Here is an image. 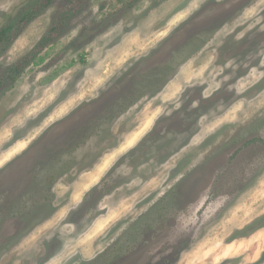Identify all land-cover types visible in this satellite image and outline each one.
I'll use <instances>...</instances> for the list:
<instances>
[{"label": "rangeland", "instance_id": "374dc122", "mask_svg": "<svg viewBox=\"0 0 264 264\" xmlns=\"http://www.w3.org/2000/svg\"><path fill=\"white\" fill-rule=\"evenodd\" d=\"M39 1L0 0V264H110L152 230L139 264H264L260 0Z\"/></svg>", "mask_w": 264, "mask_h": 264}, {"label": "clouds", "instance_id": "9594fccd", "mask_svg": "<svg viewBox=\"0 0 264 264\" xmlns=\"http://www.w3.org/2000/svg\"><path fill=\"white\" fill-rule=\"evenodd\" d=\"M192 7H196V5H192ZM260 11L257 13V18L253 20L252 24L250 27H258V30L261 32H264V0H260V3L256 5ZM78 30H73L71 33L72 36H75L77 34ZM256 57L260 60V65H259V71L257 67H252L249 70V77L252 78L251 82L253 84L259 83L261 80H264V48L258 49L256 52ZM214 58V57H213ZM212 63V60H209V64ZM234 67H239V64L237 63V60L235 58H230L228 59L225 64L216 71V75H220V73L224 69H231ZM229 79L228 75H224L221 82L216 83L214 82L211 84L208 88L202 90L201 92V99L202 100H210L214 94L219 91L222 87V84L224 81H227ZM200 83H203L201 81ZM187 84L185 85V88H187ZM183 89L177 88L175 92H173L167 99V102L170 103L171 107L170 108H159L157 111L162 114V115H167L171 116L174 111L180 110L184 106V98L181 96V92ZM201 100L200 99H193L191 101V104L189 105L190 109H198L200 107ZM219 105V102H217V106ZM259 111V109H258ZM212 114V109H209L208 112L203 113L200 118L199 122L203 123L204 121L208 120ZM254 115V114H252ZM261 115H264V113H261ZM251 118V116H247L246 119ZM264 160V158H261ZM182 178L181 175H178L173 183L178 182Z\"/></svg>", "mask_w": 264, "mask_h": 264}, {"label": "flooded vegetation", "instance_id": "af4514ba", "mask_svg": "<svg viewBox=\"0 0 264 264\" xmlns=\"http://www.w3.org/2000/svg\"><path fill=\"white\" fill-rule=\"evenodd\" d=\"M40 2V1H39ZM39 4V3H38ZM35 9V8H34ZM260 41H262L263 39V36H260ZM257 40V39H256ZM258 45V44H257ZM255 45V46H257ZM244 47L246 48V44L242 45L241 47H239L238 49L242 50L241 48ZM247 52V49L246 51ZM244 52V53H245ZM16 72H13L11 77L12 78H15L16 75H19L17 69H15ZM1 85V83H0ZM129 86V84L127 85V87ZM167 86V85H166ZM134 86L133 85H130V87H128V89L131 91ZM130 93V92H129ZM201 108V107H200ZM206 108V107H205ZM203 111V110H202ZM183 114V113H181ZM178 116V115H176ZM189 116V119L191 118L192 120L194 119V117L196 116V114H191V115H188ZM188 119V118H187ZM188 119V120H189ZM260 145V146H264V136L262 135H250L244 142H243V146L246 147V148H249V147H252V146H255V145ZM238 151V149H237ZM235 152V151H234ZM210 173V170H208L207 166L205 168H200L199 170L195 171L193 176L191 177L192 180L193 179H197L198 176H207L208 174ZM202 181V179H200ZM103 182V181H102ZM101 187H102V184H100ZM105 186V184H103ZM181 197V196H180ZM181 201H182V197L180 198ZM179 199V201H180ZM184 200V199H183ZM197 202L196 200H194L193 204H191L190 206H198L196 205ZM186 220H184V218L182 219L181 216H175L172 218L171 220V230L172 232L178 228V226L182 223H184ZM164 232V230H160V231H155V230H152L148 233H146L143 237V241L141 242V244H138L137 247L133 246L131 248V250H128L126 251L122 256L119 257V259H113L111 261L110 264H139V260H143L145 258V255L148 253L149 251V246L153 245V244H157L158 242V238L159 236ZM166 233V232H165ZM140 237V236H139ZM137 237V238H139ZM149 247V248H148ZM151 253V252H149ZM148 253V254H149ZM156 255V254H155ZM155 255H152V256H155Z\"/></svg>", "mask_w": 264, "mask_h": 264}, {"label": "trees", "instance_id": "16d2710c", "mask_svg": "<svg viewBox=\"0 0 264 264\" xmlns=\"http://www.w3.org/2000/svg\"><path fill=\"white\" fill-rule=\"evenodd\" d=\"M53 1H54V0H41V1L39 2V4L36 6L35 11H37V12L39 13V11L42 10L43 8H47L48 6H50L51 3H53ZM33 19H34V17H32V16L30 17V16H29V18L27 19L28 21L26 20V23L31 22ZM24 26H26V25H24ZM24 26H23V27H24ZM49 42H50L49 39H47V38H43V39L41 40V42L38 44V46H37V48H39V49L36 51V49H37V48H36V49L33 50L32 52H30V53H29V54H28V55L22 60V62L18 64V66L16 67V69H17L19 75H21L22 72H23V71H24V70H25L30 64L36 62V60H37V58H38V56H39V53H38L39 50H41V49H45L46 46L49 44ZM254 224H255V223H254ZM254 224L244 229V231H243L244 236H247V235H246V232L249 231V230L252 228V226H254ZM238 235H239V233H238ZM234 239H236V238H234Z\"/></svg>", "mask_w": 264, "mask_h": 264}, {"label": "bare ground", "instance_id": "6f19581e", "mask_svg": "<svg viewBox=\"0 0 264 264\" xmlns=\"http://www.w3.org/2000/svg\"><path fill=\"white\" fill-rule=\"evenodd\" d=\"M229 254V253H228ZM231 254H233V253H231ZM216 260V259H215Z\"/></svg>", "mask_w": 264, "mask_h": 264}]
</instances>
